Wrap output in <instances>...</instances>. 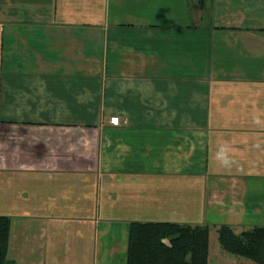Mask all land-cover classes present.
<instances>
[{
    "label": "crops",
    "instance_id": "0c3cea01",
    "mask_svg": "<svg viewBox=\"0 0 264 264\" xmlns=\"http://www.w3.org/2000/svg\"><path fill=\"white\" fill-rule=\"evenodd\" d=\"M0 215L15 264L264 226V0H0Z\"/></svg>",
    "mask_w": 264,
    "mask_h": 264
},
{
    "label": "trees",
    "instance_id": "16d2710c",
    "mask_svg": "<svg viewBox=\"0 0 264 264\" xmlns=\"http://www.w3.org/2000/svg\"><path fill=\"white\" fill-rule=\"evenodd\" d=\"M217 240L227 253L264 264V226L234 230L221 224ZM9 218L0 215V264L7 258ZM209 226L169 221H132L129 224L127 264H208Z\"/></svg>",
    "mask_w": 264,
    "mask_h": 264
},
{
    "label": "rangeland",
    "instance_id": "374dc122",
    "mask_svg": "<svg viewBox=\"0 0 264 264\" xmlns=\"http://www.w3.org/2000/svg\"><path fill=\"white\" fill-rule=\"evenodd\" d=\"M113 121L111 118H109ZM114 122V121H113ZM209 226V256L208 264H255L249 259L225 252L217 240V228L221 224H207ZM238 231V229H236Z\"/></svg>",
    "mask_w": 264,
    "mask_h": 264
},
{
    "label": "built area",
    "instance_id": "2783aa9c",
    "mask_svg": "<svg viewBox=\"0 0 264 264\" xmlns=\"http://www.w3.org/2000/svg\"><path fill=\"white\" fill-rule=\"evenodd\" d=\"M111 119H112L113 121H114V120H116V118H115V117H112Z\"/></svg>",
    "mask_w": 264,
    "mask_h": 264
},
{
    "label": "clouds",
    "instance_id": "9594fccd",
    "mask_svg": "<svg viewBox=\"0 0 264 264\" xmlns=\"http://www.w3.org/2000/svg\"><path fill=\"white\" fill-rule=\"evenodd\" d=\"M225 162H227V161L225 160Z\"/></svg>",
    "mask_w": 264,
    "mask_h": 264
}]
</instances>
